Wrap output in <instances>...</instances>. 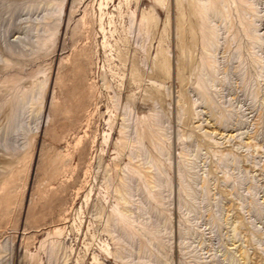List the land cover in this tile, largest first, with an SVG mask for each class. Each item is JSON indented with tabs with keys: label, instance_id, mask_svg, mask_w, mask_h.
Segmentation results:
<instances>
[{
	"label": "rangeland",
	"instance_id": "rangeland-1",
	"mask_svg": "<svg viewBox=\"0 0 264 264\" xmlns=\"http://www.w3.org/2000/svg\"><path fill=\"white\" fill-rule=\"evenodd\" d=\"M209 3L0 0V264H264V0Z\"/></svg>",
	"mask_w": 264,
	"mask_h": 264
},
{
	"label": "bare ground",
	"instance_id": "bare-ground-1",
	"mask_svg": "<svg viewBox=\"0 0 264 264\" xmlns=\"http://www.w3.org/2000/svg\"><path fill=\"white\" fill-rule=\"evenodd\" d=\"M204 1V6L202 7V14L204 16L205 22L207 23L209 21V17H211V15H214L218 12V9L215 5L209 3L210 0H203ZM209 32L208 35L206 36L205 39V44H206V48L209 50L211 49L210 47L213 46L214 44V40L213 38L215 37V32H213L212 28H209ZM26 97L23 98V100H25Z\"/></svg>",
	"mask_w": 264,
	"mask_h": 264
}]
</instances>
